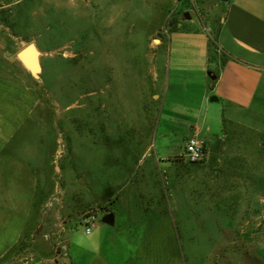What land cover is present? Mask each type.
<instances>
[{"label": "rangeland", "instance_id": "rangeland-1", "mask_svg": "<svg viewBox=\"0 0 264 264\" xmlns=\"http://www.w3.org/2000/svg\"><path fill=\"white\" fill-rule=\"evenodd\" d=\"M135 2L121 17L118 63L100 62L107 49L82 48L71 49L73 63L56 58L55 69H44L51 92L43 85L42 95L57 117L49 167L64 170L62 176L58 172L55 195L62 219L55 224L25 218L38 210L18 206L23 194L15 184L22 174L11 172L0 183V264L68 263L66 240L73 264H102L128 253L136 264H264V71L245 108L213 99V81L197 70L198 63H188L191 74L176 83L174 63L170 69V58L177 56L175 36L170 34L166 47L156 34L163 37L167 20H184L187 11L191 19L185 27L207 39L226 4L175 0L155 29V15L153 27L145 19L148 0ZM135 32L136 47L130 43ZM196 51L181 55L196 58ZM129 121L135 127H128ZM195 131L207 140L209 154L192 163L183 157L184 143ZM39 135L36 127L25 130V154L37 146ZM135 183L143 187L139 194L146 202H165L163 223L149 225L151 215L140 213L142 202L136 199L133 223L117 211L114 226L102 223L124 186L128 193ZM89 211L97 214L91 235L80 221ZM113 229L122 232V243L112 237Z\"/></svg>", "mask_w": 264, "mask_h": 264}, {"label": "crops", "instance_id": "crops-1", "mask_svg": "<svg viewBox=\"0 0 264 264\" xmlns=\"http://www.w3.org/2000/svg\"><path fill=\"white\" fill-rule=\"evenodd\" d=\"M224 3L225 13L215 27L211 26V35L207 33V39L202 32L196 33L194 28L185 27V21H190L186 19L174 20L173 25L164 30L163 37L156 35L164 46L170 44V34L175 36L172 49L175 47L177 56L170 58V69L174 63L176 83L183 75L191 74L187 70L188 63H198L200 73L215 75V79L211 80L216 101L224 99L229 104L245 108L252 103L259 90L264 71V0H227ZM145 4L146 21L153 27L152 16L155 15L154 26L158 29L159 19L163 25L166 16L174 9L175 0H148ZM131 7L135 9V0H0V183H4V178L11 176V172L22 174V180L15 184L23 194V201L18 206L38 210L25 215V218L34 219V223L57 224L62 219L57 212L55 195L59 188L58 172L62 176L64 170L49 167L56 151L57 117L54 118L49 98L42 95L43 85L51 92V86L45 85L44 69H55L56 58L64 65L73 63L71 49L82 48L107 49V58L103 57L100 62L118 63V59L114 61V58L117 56L115 49L121 44V17ZM135 21L132 28L136 31ZM213 35H216V40H213ZM194 36L196 42H183V38ZM30 42H34L42 52L41 85L17 58L18 51ZM130 43L136 47V32ZM188 50H197L198 61L195 57L181 55ZM211 64L215 70H209ZM154 80H157L156 76ZM129 123L128 127H135L131 121ZM35 127L40 132L38 144L25 154L24 149L22 151L25 130L28 132ZM24 160L28 162L26 167ZM132 187L128 194L124 186L122 194L113 202L114 225L116 211L126 215L129 223L134 222L132 215L136 202L133 199L142 202L140 213L143 216L151 215L149 225L162 224L164 215L168 213L165 202L148 203L145 196L139 194L143 193V187L136 183ZM61 190L64 192L65 189ZM28 200L31 203H26ZM121 233L114 229L111 231L112 237L122 243ZM131 233L128 231L127 239ZM85 234L91 235L92 230L89 233L85 231ZM64 247L63 255L68 260L64 264H73L67 240ZM115 250L118 251V247ZM130 256L132 254L128 253L127 258L118 260L117 257V260L114 258L110 263L102 264H136L130 261Z\"/></svg>", "mask_w": 264, "mask_h": 264}, {"label": "water", "instance_id": "water-1", "mask_svg": "<svg viewBox=\"0 0 264 264\" xmlns=\"http://www.w3.org/2000/svg\"><path fill=\"white\" fill-rule=\"evenodd\" d=\"M222 2H226L227 0H221ZM184 19H190L189 13L186 11L183 13ZM174 23V19L171 18L168 22V26H172ZM42 55L41 50L36 47L34 42H30L25 45L22 49H20L17 53L18 60L24 65V67L30 72L31 77L36 81L38 85L42 84L41 78V61L40 57ZM208 76L210 79H215V75L211 72H208ZM216 100V98H213ZM101 222L107 224L109 226L114 225V214L112 212H108L104 214L101 218Z\"/></svg>", "mask_w": 264, "mask_h": 264}, {"label": "built area", "instance_id": "built-area-1", "mask_svg": "<svg viewBox=\"0 0 264 264\" xmlns=\"http://www.w3.org/2000/svg\"><path fill=\"white\" fill-rule=\"evenodd\" d=\"M180 0H177V3ZM208 143L206 139L199 137V132L196 131L191 136L187 137L184 143V154L189 162L196 163L207 159L208 157ZM96 216L93 211L86 212L82 217V223L86 226L85 231L91 232L92 228L96 226Z\"/></svg>", "mask_w": 264, "mask_h": 264}]
</instances>
